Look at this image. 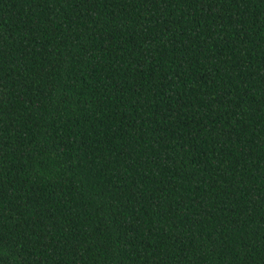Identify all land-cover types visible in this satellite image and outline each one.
I'll list each match as a JSON object with an SVG mask.
<instances>
[{
  "label": "trees",
  "instance_id": "16d2710c",
  "mask_svg": "<svg viewBox=\"0 0 264 264\" xmlns=\"http://www.w3.org/2000/svg\"><path fill=\"white\" fill-rule=\"evenodd\" d=\"M0 264H264V0H0Z\"/></svg>",
  "mask_w": 264,
  "mask_h": 264
}]
</instances>
